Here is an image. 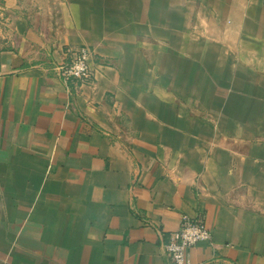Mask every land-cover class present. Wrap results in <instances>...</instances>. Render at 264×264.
Returning <instances> with one entry per match:
<instances>
[{"label":"crops","instance_id":"0c3cea01","mask_svg":"<svg viewBox=\"0 0 264 264\" xmlns=\"http://www.w3.org/2000/svg\"><path fill=\"white\" fill-rule=\"evenodd\" d=\"M185 215L264 264V0H0V264H174Z\"/></svg>","mask_w":264,"mask_h":264},{"label":"built area","instance_id":"2783aa9c","mask_svg":"<svg viewBox=\"0 0 264 264\" xmlns=\"http://www.w3.org/2000/svg\"><path fill=\"white\" fill-rule=\"evenodd\" d=\"M70 57L66 62L53 66L55 72L66 82H77L81 85L94 81L95 70L92 67L93 48L82 46L69 50ZM213 231L204 216H183L179 227L171 234L166 245L167 252L174 264H193L189 250L197 244L212 242Z\"/></svg>","mask_w":264,"mask_h":264}]
</instances>
